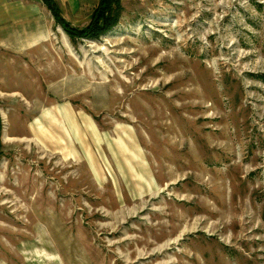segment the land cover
I'll list each match as a JSON object with an SVG mask.
<instances>
[{
	"label": "rangeland",
	"instance_id": "obj_1",
	"mask_svg": "<svg viewBox=\"0 0 264 264\" xmlns=\"http://www.w3.org/2000/svg\"><path fill=\"white\" fill-rule=\"evenodd\" d=\"M119 5L0 100V264H264V0Z\"/></svg>",
	"mask_w": 264,
	"mask_h": 264
},
{
	"label": "crops",
	"instance_id": "obj_2",
	"mask_svg": "<svg viewBox=\"0 0 264 264\" xmlns=\"http://www.w3.org/2000/svg\"><path fill=\"white\" fill-rule=\"evenodd\" d=\"M55 25L63 30L42 0H0V100L19 99V77L26 84L32 82L25 76L38 73L37 68L33 69L39 64L33 54L49 50L48 39ZM25 90L29 91V86ZM3 114L7 120L10 113L0 110L2 127Z\"/></svg>",
	"mask_w": 264,
	"mask_h": 264
},
{
	"label": "trees",
	"instance_id": "obj_3",
	"mask_svg": "<svg viewBox=\"0 0 264 264\" xmlns=\"http://www.w3.org/2000/svg\"><path fill=\"white\" fill-rule=\"evenodd\" d=\"M43 3L48 7L53 15L55 22L62 27L65 33L70 37L74 38L77 36H88L93 33L94 36L107 31L113 25L118 22L119 2L120 0H98L97 7L92 13L91 23L83 29L74 28L68 20H66L60 11V8L55 0H42ZM1 133H2V120L0 117V157H1Z\"/></svg>",
	"mask_w": 264,
	"mask_h": 264
}]
</instances>
